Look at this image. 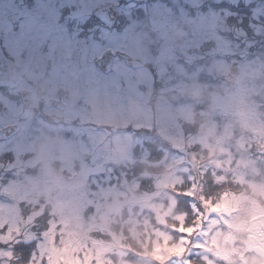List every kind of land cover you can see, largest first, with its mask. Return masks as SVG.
<instances>
[{
	"label": "rangeland",
	"instance_id": "1",
	"mask_svg": "<svg viewBox=\"0 0 264 264\" xmlns=\"http://www.w3.org/2000/svg\"><path fill=\"white\" fill-rule=\"evenodd\" d=\"M21 2L0 0V41L27 74L20 88L0 92V224L10 226L0 239L17 232L21 241L37 239L43 213L51 226L37 239L32 264H191L192 254L206 264H255L246 248L252 212L264 205V153L252 150L264 145V0ZM111 3L118 19L86 32L82 23ZM21 9L16 28L10 16ZM41 12L59 22L48 24L46 40L28 26ZM107 48L118 53L108 74L97 65ZM130 59L145 66L130 67ZM235 59L241 71L227 86ZM32 82L68 110L35 98L24 117L18 94ZM16 121L21 130L4 138L2 127ZM153 136L164 150L156 160L146 145ZM138 160L157 168L144 173L155 190H140L131 177L127 168ZM211 169L232 185L217 199L203 178ZM181 183L197 206L203 201L191 243L180 228L193 222L173 213ZM14 245L0 243V264H30L17 262Z\"/></svg>",
	"mask_w": 264,
	"mask_h": 264
},
{
	"label": "water",
	"instance_id": "2",
	"mask_svg": "<svg viewBox=\"0 0 264 264\" xmlns=\"http://www.w3.org/2000/svg\"><path fill=\"white\" fill-rule=\"evenodd\" d=\"M129 1H135V2H144L146 0H129ZM118 6L116 4H112L108 7H105L102 10V18L107 21H112L117 18L119 15L118 12ZM23 13L20 12L19 14L11 16V20L17 24V22L22 18ZM116 56V52L112 51L111 49L106 50L103 53V56L98 59V62L102 65L103 70H111L114 62V57ZM131 65L133 66H142V63L140 62H131ZM23 66L15 63L14 61L8 59L4 54L3 50L0 46V87L1 86H10L12 88L17 87L21 83V75L23 73ZM230 71L226 75V82H228V85H233L236 82V78H238V75L240 74V64L239 60L232 61L230 65ZM34 90L36 92V95L40 98H47L48 93L41 88V86L38 83L34 84ZM23 95V106H24V115L28 116L30 112L32 111L33 105H34V96L33 91L29 89H24L22 91ZM49 103L52 106H55L56 108H59L61 110H65L67 108V104L60 99L50 98ZM21 127V123L17 122L14 124L6 125L2 128V134L4 136H10L17 132ZM113 130H116L115 128ZM256 147L259 150L264 149V145L261 143H257Z\"/></svg>",
	"mask_w": 264,
	"mask_h": 264
},
{
	"label": "trees",
	"instance_id": "3",
	"mask_svg": "<svg viewBox=\"0 0 264 264\" xmlns=\"http://www.w3.org/2000/svg\"><path fill=\"white\" fill-rule=\"evenodd\" d=\"M240 6V5H239ZM241 7V6H240ZM242 11L241 14L243 13H248V11L245 9V6L242 5V8L240 9ZM8 92L10 93V89L7 87L0 88V92ZM193 128V125H192ZM154 141V143L152 142ZM160 140L156 137H152L151 140L146 141V145L150 149V154H151V159L156 160L163 156L164 150L160 148ZM133 168H127L128 171L131 173V177L136 178L139 181V188L140 190L144 191H152L153 189L155 190V180L154 178L152 179L151 177H146L144 175L145 171H156L157 168L155 166H152V164L143 162L141 160L136 161L131 165ZM135 172V173H133ZM135 176V177H134ZM184 183H181L177 186L179 188L180 192L177 196V205H175V214H179L181 212L187 213V221L188 222H193L195 219L194 213L192 211V208L190 207V204L193 202L189 197H186L183 195V192L185 191L184 189ZM208 189L212 190V194L220 195L223 187L219 188L218 186L211 184ZM172 222L178 223L179 219L178 218H171L170 219ZM170 221V222H171ZM197 221V220H196ZM48 216L46 214L40 215L38 217V222L36 226L34 227V231H36V237H39V239L43 236L45 230L48 228ZM175 235H177V232H173ZM37 244L38 241L37 239H34L33 241L30 242H25L22 241L21 243L15 244L14 249H15V254L16 256L19 257L17 262H20L21 260H29L30 256H32L33 250L37 249ZM132 255V253L129 254V257ZM191 264H206V261L201 257V255H196L192 254L189 257ZM27 262V261H26ZM180 261L176 260L173 261V264H179Z\"/></svg>",
	"mask_w": 264,
	"mask_h": 264
},
{
	"label": "flooded vegetation",
	"instance_id": "4",
	"mask_svg": "<svg viewBox=\"0 0 264 264\" xmlns=\"http://www.w3.org/2000/svg\"><path fill=\"white\" fill-rule=\"evenodd\" d=\"M26 2H28V0H26ZM25 3V0H22V2H21V4H24ZM33 10H35L34 8H33ZM25 9H21L19 12H22L23 13V16H22V18L17 22V24H13L14 25V27H18L19 26V23H22V21L25 19V16H26V14H25ZM45 11V10H44ZM43 11V12H44ZM18 12V13H19ZM43 12H41L40 14H38V16L37 15H34L35 16V19H36V21H33V24L34 25H28L29 26V29L31 30H33V29H35L36 30V32H35V37H36V40H41V39H44V40H46V36H44V32L46 33V32H48V29H47V27H48V24H51V25H54V24H56V23H62V25H60V30H61V28H62V26H63V24H65V8H64V13H63V15H62V19H64V20H62L61 19V17H60V21L58 22V21H56V22H49L48 21V19L44 16V14H43ZM46 13V12H45ZM15 15V14H14ZM17 15V14H16ZM59 15H60V13H58V17H59ZM74 15V14H73ZM71 16L70 17V19L67 21V23H68V27H71L70 25H72V22H75V18H73L74 16ZM95 14H92L91 16H90V19H88V21L87 22H83L82 23V25H83V27H84V29L86 30V32H94L93 34H95L96 32H97V30H98V27L97 26H99V24L101 23V25H104L105 27H107V26H109V23H107V22H105V21H103L101 18H100V15L99 16H97V15H95ZM93 16V17H92ZM46 18L47 19V21H46V19L43 21L42 20V18ZM92 19V20H91ZM43 22H42V21ZM43 24V25H42ZM44 26V29H43V33L41 34L40 33V31H39V29H38V26ZM65 33V32H64ZM63 33V34H64ZM63 34H59L58 36H57V39H59L60 38V36H61V38H60V40L62 41L63 40V37H64V35ZM78 35H76V37H77ZM47 40H49V38L47 39ZM0 44L3 46V44H2V42L0 41ZM107 49H111V48H107ZM107 49H105L104 50V52L107 50ZM5 52V51H4ZM103 52V53H104ZM117 58V57H116ZM115 58V59H116ZM127 65L128 66H130V67H133V68H136V67H134V66H132L131 65V62L128 60L127 62ZM102 70V69H101ZM112 72V70L111 71H109V72H105V71H103V73H106V74H108V73H111ZM26 78H27V74H26V68L24 69V72H23V75H22V83L26 80ZM31 82V80L29 81V83ZM33 84H34V82H32V84H31V88H32V86H33ZM22 85V84H21ZM46 101V100H45ZM67 111V110H66ZM66 111H63V112H61V113H64V112H66ZM69 121V123H67L68 125H72L73 124V121H71V120H68ZM66 123V122H65ZM79 125H82V123H78ZM262 153H264V152H262ZM253 213V215H252V220H251V246H250V248H246V249H250V251H251V253H252V255L255 257V264H264V205H261V204H258L257 206H256V208H255V210L252 212Z\"/></svg>",
	"mask_w": 264,
	"mask_h": 264
},
{
	"label": "snow or ice",
	"instance_id": "5",
	"mask_svg": "<svg viewBox=\"0 0 264 264\" xmlns=\"http://www.w3.org/2000/svg\"><path fill=\"white\" fill-rule=\"evenodd\" d=\"M179 194V193H178ZM183 195L184 196H186V197H189L190 199H191V201H193L191 204H190V207L192 208V211H193V213H194V216H195V219H194V221H193V223H192V225L190 226V228L189 229H185V228H180V231H181V233L183 234V238L186 240V242H188V243H191V241L190 240H187V237H189L193 232H195V230H196V220H198L201 216H203V212L201 211V208L203 207V201H201V204H200V206H197V204L195 203V195H194V193H192V192H189V191H187V190H185L184 192H183ZM23 215V214H22ZM41 215H44L43 213L41 214ZM186 215V214H185ZM37 217H35L33 220H35ZM51 225L48 223V228L50 227ZM59 226H57V228H58ZM9 228H10V226H9V224H7V223H5V224H0V237H3V236H5L8 232H9ZM48 230H46V232H47ZM23 237V232H17L16 234H15V238L14 239H12V240H7V241H5V240H2V239H0V243H2V244H8V245H11V244H18V243H21L22 241H21V238ZM37 239L39 240V237H37ZM42 242V241H41ZM40 242V243H41ZM40 243H38L37 244V247H39V244ZM193 247H197V248H199V247H202V245H200V244H195V245H193ZM36 255H37V253L36 252H33V254H32V257L30 258V264H32V258H35L36 257ZM40 264H47V262H46V260L45 259H43V258H41V260H40Z\"/></svg>",
	"mask_w": 264,
	"mask_h": 264
}]
</instances>
